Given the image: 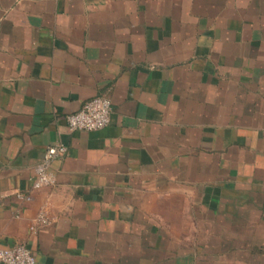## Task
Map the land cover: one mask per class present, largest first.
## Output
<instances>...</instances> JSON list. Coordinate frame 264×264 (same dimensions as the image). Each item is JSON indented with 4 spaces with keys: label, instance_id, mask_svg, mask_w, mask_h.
<instances>
[{
    "label": "crops",
    "instance_id": "crops-1",
    "mask_svg": "<svg viewBox=\"0 0 264 264\" xmlns=\"http://www.w3.org/2000/svg\"><path fill=\"white\" fill-rule=\"evenodd\" d=\"M97 95L109 123L69 130ZM17 243L35 264H264V0H0V246Z\"/></svg>",
    "mask_w": 264,
    "mask_h": 264
},
{
    "label": "built area",
    "instance_id": "built-area-1",
    "mask_svg": "<svg viewBox=\"0 0 264 264\" xmlns=\"http://www.w3.org/2000/svg\"><path fill=\"white\" fill-rule=\"evenodd\" d=\"M112 113V103L105 95L94 96L83 103L81 108L65 116L69 130H98L105 127ZM66 147L62 144L49 145L45 148L43 156L35 166V175L32 179V188L39 189L54 183V174L50 170L52 161L62 156ZM20 199H29L28 194L17 191ZM40 225L49 224V219L44 213L36 217ZM0 264H35V257L30 248L25 244L17 243L12 246H0Z\"/></svg>",
    "mask_w": 264,
    "mask_h": 264
}]
</instances>
